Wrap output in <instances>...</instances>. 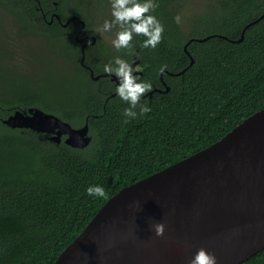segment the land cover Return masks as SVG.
I'll return each mask as SVG.
<instances>
[{
    "label": "trees",
    "instance_id": "1",
    "mask_svg": "<svg viewBox=\"0 0 264 264\" xmlns=\"http://www.w3.org/2000/svg\"><path fill=\"white\" fill-rule=\"evenodd\" d=\"M37 1L45 8L46 0H0L13 36L0 30V264H53L120 188L207 147L264 107V17L236 41L264 13V0H215L187 26L173 19L185 0H155L150 14L164 25L155 48L142 47L143 35L134 34L131 48L112 52L98 39L95 46L113 67L115 57L137 60L141 80L152 90L168 86L142 97L152 110L128 123V104L115 94L117 85L90 77L79 63V44L71 40L72 49H55L49 37L57 38L56 30L43 24ZM71 8L88 30L86 6ZM27 35L40 38L46 50V64L38 69L28 68V60L11 61L16 51L10 42ZM90 48L84 62L96 73L100 58H92ZM48 55L68 66L59 67ZM31 106L73 127L87 120L90 143L74 148L64 137L56 143L45 133L2 122ZM89 185L103 187L105 195L88 196ZM241 264H264V248Z\"/></svg>",
    "mask_w": 264,
    "mask_h": 264
},
{
    "label": "water",
    "instance_id": "2",
    "mask_svg": "<svg viewBox=\"0 0 264 264\" xmlns=\"http://www.w3.org/2000/svg\"><path fill=\"white\" fill-rule=\"evenodd\" d=\"M263 17L264 13L246 24L236 41ZM79 21L83 27L84 21ZM192 62L191 57L189 65ZM105 75L119 83L114 74ZM90 77L96 80L99 75L90 70ZM166 90L168 86L154 88L145 95ZM2 122L45 133L56 143L64 137L63 142L74 148L91 141L87 120L73 127L34 106L16 109ZM156 222L164 225L158 237L187 248L179 264H188L201 247L216 256V264H241L264 248V107L207 147L120 188L53 264H137L144 248L135 238L157 236Z\"/></svg>",
    "mask_w": 264,
    "mask_h": 264
},
{
    "label": "clouds",
    "instance_id": "3",
    "mask_svg": "<svg viewBox=\"0 0 264 264\" xmlns=\"http://www.w3.org/2000/svg\"><path fill=\"white\" fill-rule=\"evenodd\" d=\"M156 6L155 0H110L112 19L104 21L102 31L107 32L114 26H119L120 31L112 40V46L117 51L122 48H131L134 34L143 35L146 38L142 42L144 48H155L160 43L164 25L156 16L150 14ZM173 19L177 24L181 23L179 14ZM114 64L115 67L112 64H106L104 72L114 74L119 80L115 94L121 101L128 104V107L123 109L124 123H128L129 120H135L138 115L143 116L152 110L150 105L142 102V97L151 92L152 85L150 82L141 80L137 69L124 59L115 57ZM85 192L90 197L105 195L104 188L99 185H89ZM153 228L155 235H163V223L156 222ZM216 260L215 255L201 247L196 250L188 264H216Z\"/></svg>",
    "mask_w": 264,
    "mask_h": 264
},
{
    "label": "rangeland",
    "instance_id": "4",
    "mask_svg": "<svg viewBox=\"0 0 264 264\" xmlns=\"http://www.w3.org/2000/svg\"><path fill=\"white\" fill-rule=\"evenodd\" d=\"M81 5H85L88 14L87 19L92 21L91 28L94 29L97 36L100 37L101 41L107 45L112 46V40L115 38V35L120 31L119 26H114L107 32L102 31V26L105 20H111V7L110 0H78ZM215 0H185L182 3L181 8L179 9V15L181 16L183 26H187L192 18H195L199 15H202L206 12L207 6L210 3H213ZM6 29L5 34L9 36V28L11 27L10 17L6 16L4 13H0V30ZM2 32V31H1ZM4 44H8L7 41L11 40L10 38H4ZM11 45L14 47V56H12V63L20 64L28 60V63H32L28 68L31 69V66H36V68L42 67L44 64L43 59L45 58V48L42 46L40 38L36 36L27 35L21 38L15 37L11 42ZM49 58L55 59L56 65L63 67V65L68 66L64 61L60 60L57 57L48 55ZM44 63H43V62Z\"/></svg>",
    "mask_w": 264,
    "mask_h": 264
},
{
    "label": "flooded vegetation",
    "instance_id": "5",
    "mask_svg": "<svg viewBox=\"0 0 264 264\" xmlns=\"http://www.w3.org/2000/svg\"><path fill=\"white\" fill-rule=\"evenodd\" d=\"M37 3L39 7L37 9L40 12V18L42 19L43 24L49 27V30H56L57 38L53 39L48 36L50 41L58 44L56 45L57 47H55V49L57 51L70 50L72 49V47L67 44L71 42V40H73L79 44L78 47L81 51L82 58V56H84L85 50L91 47L89 53L92 58L96 57L95 54H97L100 58L97 64L100 70L95 73L90 66L85 64L84 58L83 64H81V58L79 59V63L87 69L89 75L90 70H92L93 75H99L98 78L108 77L110 80H112L111 76L105 75L104 72V66L106 64H112V60L107 54H105V52L102 51L101 48L106 49L110 52L115 51L116 49L113 46L107 45L103 42L102 43L105 47L101 46L100 48L99 46H95V43L98 41V39H100V37H98L94 29L91 28L92 21H90L91 23L87 30L85 20L77 16L75 13L71 12V7L75 4H80V2L78 0H46L45 8L44 5H41V2L37 1ZM72 16H75V18L71 19ZM79 19H82L84 21L83 27ZM131 64L134 66L135 69H137L139 74V72H141V68L138 65V61L134 60ZM159 76L160 79H162L161 74Z\"/></svg>",
    "mask_w": 264,
    "mask_h": 264
},
{
    "label": "bare ground",
    "instance_id": "6",
    "mask_svg": "<svg viewBox=\"0 0 264 264\" xmlns=\"http://www.w3.org/2000/svg\"><path fill=\"white\" fill-rule=\"evenodd\" d=\"M137 242L142 241L144 252L138 253L135 262L139 264H179L184 260L186 247L158 236H137ZM134 264V263H131Z\"/></svg>",
    "mask_w": 264,
    "mask_h": 264
}]
</instances>
